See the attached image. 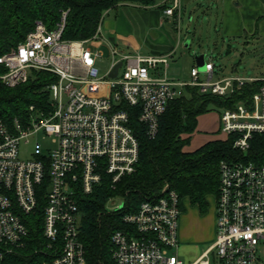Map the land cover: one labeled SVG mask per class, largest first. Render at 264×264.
<instances>
[{
	"label": "built area",
	"instance_id": "obj_1",
	"mask_svg": "<svg viewBox=\"0 0 264 264\" xmlns=\"http://www.w3.org/2000/svg\"><path fill=\"white\" fill-rule=\"evenodd\" d=\"M182 2L161 3L169 5L164 15L179 30ZM65 28L66 14L53 30L38 22L23 43L0 57V81L8 88L27 83L35 71L56 78L48 86L49 110L32 105L26 121L15 118L10 123L0 116V264H9L7 258L27 249L29 230L23 218L36 211L42 189L43 236L51 258L38 264H87L80 239V199L91 195L104 176L116 185L135 173L139 163V140L130 127L128 108L137 111L153 140L169 104L181 99L188 87L229 97L248 83L262 81L250 108L240 103L222 113L221 130L225 139L235 138L233 148L242 154L249 151L255 135L264 134V78L233 75L216 80V66L207 61L204 73L194 67L189 82H176L168 78L173 53L133 57L120 54L112 43L111 66L101 76L97 62L103 53L88 46L91 40H64ZM101 28L102 24L92 40L98 39ZM119 63L117 77L110 78ZM41 132L55 138V148L44 149L37 139ZM33 141V158L21 159V145ZM219 172L216 241L192 264H263L258 253L264 246V165L241 157L222 161ZM122 202L121 197L110 201L113 209L107 207L108 212L120 211ZM181 205L166 184L157 198L125 216L137 236L113 234L115 264H185L178 254Z\"/></svg>",
	"mask_w": 264,
	"mask_h": 264
},
{
	"label": "trees",
	"instance_id": "obj_2",
	"mask_svg": "<svg viewBox=\"0 0 264 264\" xmlns=\"http://www.w3.org/2000/svg\"><path fill=\"white\" fill-rule=\"evenodd\" d=\"M159 1L0 0V57L23 43L38 22L53 30L66 14L63 39L85 41L96 35L104 21V13L116 9L119 4L157 7L164 13L169 5H159ZM3 72L0 66V74ZM55 81L50 73L38 71L33 72L27 83L16 88H8L0 81V116L10 123L15 118L26 121L32 105L49 110L48 86ZM262 85V81L248 83L229 97L202 94L199 88L188 87L181 99L169 104L153 140L147 137L137 111L128 108L130 127L139 140V163L135 173L122 178L116 185L104 176L91 195L80 199V239L85 247L87 264H115L113 234L124 231L136 235L134 227L125 223L124 217L136 214L146 200L157 198L166 184L178 194L182 203L188 198L193 206L206 214L208 197L217 199L219 194L222 161L242 157L246 162L264 165V134L253 137L245 156L233 148L234 137L209 142L194 152L186 151L198 128L199 117L214 110L221 113L234 110L240 103L250 108L253 96ZM39 194L36 211L23 218L29 230L27 249L7 258L9 264H38L51 258L48 242L43 236L45 190ZM115 197L123 199L122 209L108 212L109 201Z\"/></svg>",
	"mask_w": 264,
	"mask_h": 264
},
{
	"label": "rangeland",
	"instance_id": "obj_3",
	"mask_svg": "<svg viewBox=\"0 0 264 264\" xmlns=\"http://www.w3.org/2000/svg\"><path fill=\"white\" fill-rule=\"evenodd\" d=\"M160 0L159 3H162ZM216 5L214 0H202L196 1V3H187V0L182 2V21L180 24V30L178 26L174 24H166V29L172 36V39L179 44L175 52L170 58V68L168 70V78L176 82H189L191 80V71L194 67H198L201 73L205 72V69L198 66L197 60L200 57H204L205 61H212L216 66L215 79H223L224 77L233 76L234 67L238 69L237 75L246 78H263L264 77V41L257 43L250 39V44H244V42L234 43L225 40L222 35L217 34V18L216 9L209 10V5ZM125 5H136L133 3L119 4L116 9H111L104 13V19L106 21L112 20L117 15V9ZM139 6V5H138ZM142 7V6H141ZM146 8V7H143ZM151 8V7H149ZM221 18V17H220ZM107 23V22H106ZM103 25V23H102ZM97 33V32H96ZM180 33V34H179ZM106 33H101L97 40H85L90 41L88 46L93 50L103 53L102 59L97 62V66L100 69V75L104 76L109 72L111 66L110 48L111 44L106 39ZM152 39L153 34L151 35ZM107 42V43H106ZM189 43V47L186 46ZM261 44V45H260ZM230 46L228 50L227 46ZM116 48L120 54L137 56L138 54L132 50L126 49L121 44H117ZM151 52L149 44H143V50L141 54L149 55ZM163 67H159L162 69ZM204 78L205 75L202 74ZM221 111H212L199 119V127L197 133L193 137L191 143L186 147V151H195L199 147L216 140H223L226 135L221 130ZM187 136H184L186 138ZM38 141L44 146V149L55 148L54 137H47L44 132L39 133L37 136ZM33 141L31 144H22L20 148V158L23 160H30L33 158ZM245 156L246 154H242ZM119 197L111 198L110 201ZM216 197L210 196L207 199L209 212L206 214L200 213L201 217L205 216V224L208 227H204L201 223L203 221H197L189 232V240L184 243L181 240L182 222L188 214L184 213V206L187 212L190 211L188 198L183 200L182 213L179 220V251L178 254L185 264H192L195 262L210 246L216 241L217 234V220L214 213L216 204ZM109 201V202H110ZM117 201H115L116 203ZM191 203V202H190ZM109 209L112 211L113 206L108 204ZM109 211V212H111ZM210 224V225H209ZM188 231V230H187ZM258 256L261 262L264 264V246L259 247Z\"/></svg>",
	"mask_w": 264,
	"mask_h": 264
},
{
	"label": "crops",
	"instance_id": "obj_4",
	"mask_svg": "<svg viewBox=\"0 0 264 264\" xmlns=\"http://www.w3.org/2000/svg\"><path fill=\"white\" fill-rule=\"evenodd\" d=\"M196 1L202 0H187V3H196ZM214 1H216V5L212 6L210 4L209 10L212 11L216 9V13L219 17L217 18V34H221L225 39L223 43L228 40V42H244V44H250L249 41L251 38L252 41H256L257 43L264 41V0ZM160 4L161 3H159V5ZM166 24L173 26L175 23L172 19L165 17L164 13L159 11L157 7L149 9L138 5H125L117 9V15L112 20L106 21V19H104L101 29L103 33H106L105 36L107 41H109L108 44H121L126 49L132 50L140 56L161 57L174 53L179 46L165 28ZM152 34L154 37L153 39L151 37ZM143 44L150 45L151 52L149 55L141 54ZM227 47L228 50H230V46L228 45ZM237 71L238 69L234 67L233 75H237ZM187 205L190 211L187 212L184 206V213L191 214H188V216L185 215L182 222L180 241L184 243L189 240L190 236H188V232L198 224L197 221H203L201 223L204 227H208V224H205L206 221L204 222L206 217H201L202 215H200L201 212L198 206H193L190 202ZM207 211L209 212V208ZM214 213L216 217V204Z\"/></svg>",
	"mask_w": 264,
	"mask_h": 264
},
{
	"label": "water",
	"instance_id": "obj_5",
	"mask_svg": "<svg viewBox=\"0 0 264 264\" xmlns=\"http://www.w3.org/2000/svg\"><path fill=\"white\" fill-rule=\"evenodd\" d=\"M186 46L189 47V43H187ZM197 62H198V66H199V67H202V68L205 69L206 61H205V58H204V57H200V58L197 60ZM121 67H122V63L117 64V65L114 67V69L112 70V72L110 73L109 77H110V78H116L117 75H118V71H119V69H120Z\"/></svg>",
	"mask_w": 264,
	"mask_h": 264
}]
</instances>
